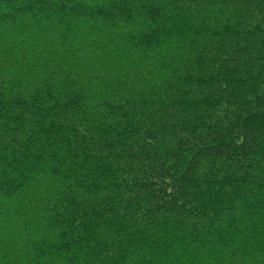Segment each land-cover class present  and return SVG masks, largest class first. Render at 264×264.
Instances as JSON below:
<instances>
[{"label": "trees", "instance_id": "16d2710c", "mask_svg": "<svg viewBox=\"0 0 264 264\" xmlns=\"http://www.w3.org/2000/svg\"><path fill=\"white\" fill-rule=\"evenodd\" d=\"M262 13L0 0V264H264Z\"/></svg>", "mask_w": 264, "mask_h": 264}, {"label": "rangeland", "instance_id": "374dc122", "mask_svg": "<svg viewBox=\"0 0 264 264\" xmlns=\"http://www.w3.org/2000/svg\"><path fill=\"white\" fill-rule=\"evenodd\" d=\"M254 10H249V13L250 12H252V13H255V11L253 12ZM261 12V11H260ZM225 14V17L227 18V19H229L228 17H227V15H226V13H224ZM263 15H264V13H262ZM222 17H224V16H222ZM257 19H260L259 17H257ZM75 25H77L76 23H75ZM58 27H54L52 30L53 31H55L54 33H58V35L60 36V34L62 33V31L60 30V29H57ZM102 28V26H98V25H89V26H87V25H78L77 27H74V30L75 31H77V32H79V40L81 39V38H83V37H85L86 35H87V32L88 31H91V29L93 30L94 29V33L96 32V34H98L97 32L100 30ZM68 32H72L73 34L75 33V31H72V30H67ZM96 34L94 35L95 36V38H94V40H93V42H92V45L94 44H99V41H101L98 37H96ZM102 37H105L104 38V41L106 40V35H103ZM84 40V39H83ZM74 41V40H73ZM112 41V40H111ZM67 42H69V41H67ZM105 43V42H104ZM101 44V43H100ZM65 45L66 46H68L66 43H65ZM66 46H64V47H66ZM76 46H78V45H76ZM87 47H89L88 45L86 46V47H82L81 48V50H85L87 53H88V49H87ZM78 48H80L79 46H78ZM260 55H264V53H262V52H260V53H258V54H256L255 55V57H257V56H260ZM134 83H136V82H134ZM233 88L232 87H230L229 88V90H232ZM258 90V89H257ZM258 92V91H257ZM253 93V92H252ZM256 93V92H255ZM254 93V95L256 96V94ZM245 94H250V92H246ZM237 95H235V97H230V96H227V97H223V98H225V102L223 101V103H225L223 106H234V107H239L238 106V102H239V100H241V99H237ZM239 98H241V96L239 97ZM242 99H244V98H242ZM233 102V103H232ZM256 105V104H255ZM244 108H247V109H249V112L250 111H253V112H255V111H257V112H259V113H261V112H264V105H262V106H260V105H256L255 107L253 106V107H249V106H247V105H245V107ZM243 108V109H244ZM258 119H260V118H258ZM119 122H122V120H119Z\"/></svg>", "mask_w": 264, "mask_h": 264}, {"label": "bare ground", "instance_id": "6f19581e", "mask_svg": "<svg viewBox=\"0 0 264 264\" xmlns=\"http://www.w3.org/2000/svg\"><path fill=\"white\" fill-rule=\"evenodd\" d=\"M18 36V35H17ZM186 73H187V71H186ZM115 93V92H114ZM113 92H111V94H114ZM235 261H238V262H240L241 261V259H239V258H237V259H235ZM231 264H235L234 262H232Z\"/></svg>", "mask_w": 264, "mask_h": 264}]
</instances>
